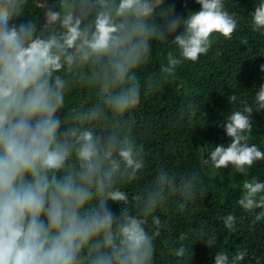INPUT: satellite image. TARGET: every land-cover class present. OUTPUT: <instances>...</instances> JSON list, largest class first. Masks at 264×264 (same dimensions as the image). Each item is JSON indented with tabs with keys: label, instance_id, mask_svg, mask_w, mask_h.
<instances>
[{
	"label": "clouds",
	"instance_id": "clouds-1",
	"mask_svg": "<svg viewBox=\"0 0 264 264\" xmlns=\"http://www.w3.org/2000/svg\"><path fill=\"white\" fill-rule=\"evenodd\" d=\"M195 2L199 10L181 16L165 0H0V264H155L173 213L191 224L164 242L174 264H187L197 241L211 249L213 264L245 260L246 249L218 247L214 228L193 227L191 210L206 195L198 169L161 165L128 190L146 168L136 132L142 95L160 91L185 61L206 55L213 34L231 40L238 29L241 17L226 0ZM33 8L43 23L21 19ZM253 9L252 30L264 32V0ZM155 43L173 50L160 53L158 69L142 77ZM253 102L226 116L230 142L205 150L202 164L220 183V170L231 166L248 177L264 161V151L250 143L252 113L264 111V83ZM191 114L182 105L177 122ZM240 189L236 205L245 216L221 218L233 233L249 216V231L264 221V180L252 176Z\"/></svg>",
	"mask_w": 264,
	"mask_h": 264
},
{
	"label": "trees",
	"instance_id": "trees-1",
	"mask_svg": "<svg viewBox=\"0 0 264 264\" xmlns=\"http://www.w3.org/2000/svg\"><path fill=\"white\" fill-rule=\"evenodd\" d=\"M233 2L236 8L232 7ZM255 3L256 0H226L229 10L236 11L241 17L232 39L213 34L214 43L206 55H201L196 62L185 61L177 69L176 80L166 83L160 91L142 95L136 110V132L145 146L146 168L140 181L128 186V190L134 192L150 181L155 169L161 165L175 171L198 169L204 178L206 195L191 210L193 227L203 222L214 228L220 234L218 247H227L231 252L246 249L247 256L241 264H257V260L264 264V221L249 231V216L242 223L238 222V230L233 233L223 227L221 218L229 212L235 213L238 220L245 216L236 205L241 194L240 185L252 176L264 180V161L256 162L248 177L236 173L231 166L222 169L224 181L220 183L216 173L204 167L202 160L207 155L205 150L230 142L222 127L226 116L232 111L242 110V102L255 107L253 96L264 83V72L260 71V65L264 64V32L252 30L250 16ZM165 4H175L176 14L181 16L200 8L195 0H165ZM33 17L43 23L39 8L26 11L21 19ZM169 50H173L170 44L155 43L152 62L142 70V77L156 71L161 62L160 53L166 55ZM178 86H182L179 93ZM232 94L237 96V101L229 104L227 98ZM182 105L191 109L192 114L177 122ZM58 114L63 117L66 111L61 110ZM251 118L254 124L250 143L264 151V111L253 112ZM109 204L118 213L120 206ZM168 224L170 231H166L158 241L155 264H174L164 242L178 237L181 232H190V221L182 214L169 215ZM192 252L187 264H213L211 249L203 242H195Z\"/></svg>",
	"mask_w": 264,
	"mask_h": 264
},
{
	"label": "water",
	"instance_id": "water-1",
	"mask_svg": "<svg viewBox=\"0 0 264 264\" xmlns=\"http://www.w3.org/2000/svg\"><path fill=\"white\" fill-rule=\"evenodd\" d=\"M205 153V152H204Z\"/></svg>",
	"mask_w": 264,
	"mask_h": 264
}]
</instances>
